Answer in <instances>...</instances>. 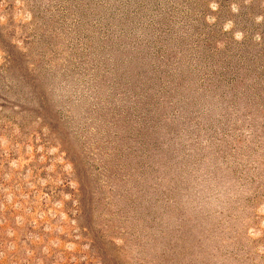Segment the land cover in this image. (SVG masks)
Returning <instances> with one entry per match:
<instances>
[{
	"label": "rangeland",
	"instance_id": "374dc122",
	"mask_svg": "<svg viewBox=\"0 0 264 264\" xmlns=\"http://www.w3.org/2000/svg\"><path fill=\"white\" fill-rule=\"evenodd\" d=\"M0 264H264V0H0Z\"/></svg>",
	"mask_w": 264,
	"mask_h": 264
}]
</instances>
